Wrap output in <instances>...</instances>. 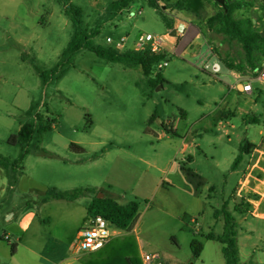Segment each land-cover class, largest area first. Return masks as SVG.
I'll return each mask as SVG.
<instances>
[{"label":"rangeland","instance_id":"rangeland-1","mask_svg":"<svg viewBox=\"0 0 264 264\" xmlns=\"http://www.w3.org/2000/svg\"><path fill=\"white\" fill-rule=\"evenodd\" d=\"M71 1L81 8L94 35V46L115 49L124 37L126 45L118 50L123 52L134 50L140 35L164 36L173 30L176 34L169 38L165 58L152 65L148 77L139 66L109 62L88 48L79 51L72 63H66L63 53L74 28L59 0H0V155L11 163L19 156L20 148L11 138L22 124L30 123L36 131L45 123L53 127L42 137L35 134L24 162V175L16 187L9 185L13 174L0 171V236L12 231L13 222L7 220L12 213L7 217V208L39 207L49 188H93L92 199L108 195L103 182L104 174L114 166L112 157L131 153L137 158L118 162V183L111 193L116 199L125 192L124 204L140 203L132 225L135 232L130 234L140 238L138 252H160L169 264H189L196 227L191 218L197 216L190 212L197 209V200L163 186L165 173L161 170H166L168 159L183 139L195 142L202 152L198 147L191 150L194 160L187 168L216 186L217 194L202 189L200 198L208 203L205 210L211 215L210 207L221 201V188L239 146L243 141L261 139L264 124L251 123L242 114L240 107L246 98L232 91L230 85L236 83L238 75H252L264 56V40L257 38L256 46L248 51L244 44L230 39L215 20L224 12L216 0H137L121 12L114 8L117 0ZM151 1L170 25L187 29L182 25L193 22L198 31L189 27L188 34L179 36L178 27L170 29ZM228 3L240 7L232 13L235 20L264 35V0ZM196 34L199 39L191 43ZM213 57L223 65L222 80L215 84L201 69L204 60ZM164 62L168 65L160 68ZM37 68L43 72L58 68V73L44 85ZM253 99L254 108L264 114V95ZM227 110H235L236 115H228ZM89 123H93L91 129ZM161 133L168 138L159 141ZM72 143L83 147L85 153L70 150ZM107 150L111 151L109 158L98 167L90 164V156ZM190 156L188 153L187 158ZM139 158L156 160L158 169L147 167ZM208 195L217 199L209 201ZM47 211L56 212L53 208ZM114 228L111 226V231ZM43 234L50 237L48 231ZM76 250L75 240L72 254H80L81 259L87 255ZM11 253L8 241L0 238V264H7Z\"/></svg>","mask_w":264,"mask_h":264},{"label":"crops","instance_id":"crops-1","mask_svg":"<svg viewBox=\"0 0 264 264\" xmlns=\"http://www.w3.org/2000/svg\"><path fill=\"white\" fill-rule=\"evenodd\" d=\"M174 26L178 27L177 24ZM182 26H186V34H188L189 27L192 30L198 31L197 25L193 22L183 24ZM197 39H199V36L196 34V36L192 38L191 43ZM208 75L210 76V74ZM215 83L216 82L214 81V84ZM253 86L254 91L251 94H246L241 91L236 92L246 98V100L244 99L245 104L241 106L240 109L242 110V114L249 119V122L256 125L261 123L264 124V114L254 108L256 106V101L253 99L264 95V85L255 82ZM238 87L242 89L240 84ZM247 97L251 100H247ZM227 112L228 115L230 114L232 117L236 115L235 110H227ZM220 122L223 123V121ZM89 125V129H91L93 127V123H89ZM51 131L52 130H48L43 134V136ZM168 134L176 135L177 132ZM260 135L261 139L258 142L243 141L241 143L242 145L243 143L248 142L252 145L250 153L243 156L242 161L235 169H232V166L230 167L229 174H226L224 184L221 188V201L215 207H210L213 209L211 215H209L205 210L208 203H202L200 198L203 194L202 189L207 190L211 193V195L213 192L217 194L216 186L214 184H210L208 178L198 175L190 168H187V163L191 165L194 160L191 150L195 147H198L201 150L195 142L188 143V139H183L182 145L179 146L176 153L168 159V166L166 170H161L165 173L163 186L168 185L175 189H179L184 193L193 196V198L197 200V209L190 212L197 216H191V223L196 225L194 229V238H197L200 242H202L203 251L199 258L196 259L193 256L191 263L189 264H226V260L222 252L223 245L217 240H209L206 238L211 233L216 236L223 233L224 219L220 215L216 216L215 213L216 211L221 210L225 202L228 203L229 211L238 223L237 239L239 247V264H264V126L260 131ZM164 138H168V136L166 137L164 133L158 135L159 141ZM77 146L81 147L79 145ZM120 150L122 151L123 149ZM110 152V150H107L100 153H94L89 158L90 164L98 167L104 159L110 157ZM44 153L45 155H48L46 151ZM83 153H85V149ZM188 153L191 155L190 159L187 158ZM29 154L30 152L26 155L18 169H13L12 166H9L8 168L0 166V171L3 174L7 172L9 174H13L11 180L9 179V185L11 187H16L19 177L24 175L23 166ZM126 156L127 157H112L111 163L114 164V166L111 171L104 174L103 183L108 189V195L105 193L103 194L104 196L112 198L114 195L111 193V190L118 183V180L115 178V175H117L118 165L120 164L118 162L124 161V158H127V160L128 158H137V156H133L131 153L126 154ZM178 159H180V161ZM139 162L151 169H158V163L154 159L153 161H150L139 158ZM130 166L132 167V165ZM246 173L249 174L248 178L245 181V186L240 190L239 184L242 182ZM97 187L99 188L101 186ZM77 189L85 190V193L75 201L49 200L47 202H43L42 200L39 207L28 205L22 209H16L15 206L6 209L7 212L5 215L7 217L12 213L7 220L13 222L12 231L10 233L6 232L4 237L0 236V238L8 241L12 249V253L8 255L7 258V264H81V255H77L75 253L72 254L71 244L75 240L77 241L79 231L83 228L89 218L88 208L92 201V198L89 197L92 196V193H95V189ZM87 189H93L94 191L86 192ZM124 193L125 192L120 194L115 200L121 205H128L129 203L124 204V201L127 199V194ZM211 195L207 196L209 201L213 198L217 199L216 196L212 198ZM251 202L258 204V211L260 212L259 215L255 216L248 210V205ZM47 208H53L56 212H49L47 211ZM184 212L186 215V210H184ZM67 219L68 221H66ZM58 220L60 221L58 222ZM204 227L206 230H204ZM44 231H48L50 233V237L44 238ZM113 231L116 234L114 239H118L126 234L135 232V228L130 233H123L125 232L124 230L117 228H114ZM139 240V236L133 238L137 264H139L140 259V257H138L139 253L141 255L143 252V250L138 252L139 249H141ZM76 252L78 253L77 250Z\"/></svg>","mask_w":264,"mask_h":264},{"label":"trees","instance_id":"trees-1","mask_svg":"<svg viewBox=\"0 0 264 264\" xmlns=\"http://www.w3.org/2000/svg\"><path fill=\"white\" fill-rule=\"evenodd\" d=\"M137 0H117L114 3V8L117 12H121L127 9L130 5ZM60 4L65 10V14L69 16L73 28L74 34L63 53L66 63H72L76 54L83 49H90L98 57L106 59L112 63H121L126 66H139L141 67L145 76H149L151 73L152 65L159 63L165 58L164 53L159 54H147L143 52H137L134 50L118 51L114 48H106L101 45L94 46L92 39L94 35L88 30L85 21L83 19V13L79 6L74 4L71 0H59ZM151 6L158 12L161 10L153 1ZM239 5L235 3H228L226 0V7L222 15L215 17L216 21H219L223 25V32L229 36L232 40H237L244 44L245 48L250 51L257 43V38L264 40L263 33H254L245 27V23L242 20H235L232 17V13L239 9ZM162 14V13H161ZM163 15V14H162ZM165 21L170 29L174 28V24L170 25V22L163 15ZM251 63V62H250ZM37 71L42 78L43 84L47 85L51 78L58 73V68L52 69L49 72H43L39 68ZM65 72V71H64ZM60 74V77L64 74ZM31 110V109H30ZM52 126L45 123L40 125L36 131L32 124H22L17 135L11 138L13 145L20 148L19 156L11 163L9 159L0 155V166L8 168L12 166L13 169H18L26 155L29 153V146L33 141L36 133L40 137L45 132L51 130ZM172 133V132H170ZM250 145L248 142L243 143L240 146L239 155L236 157L232 169L242 161L243 156L250 153ZM71 149L76 153H83L84 149L78 147L75 144L71 145ZM92 192L93 189H87L86 192ZM85 193V190L76 189L73 191H61L54 188H49L46 192V196L43 198V202L49 200H66L75 201ZM139 203L133 201L128 205H121L115 199L104 196L103 198L94 197L88 208L89 217L102 216L109 221L115 228L128 231H132V225L136 222L139 215ZM216 216H222L224 219V230L221 235L209 234L206 238L209 240H217L223 245V255L226 260V264H239V247H238V223L236 219L229 211L228 203H224L221 210L216 211ZM191 249L194 258H199L203 251V244L197 238L191 242ZM81 264H136V256L133 246L132 235H125L121 238L114 239L109 242L103 249L88 253L82 258Z\"/></svg>","mask_w":264,"mask_h":264},{"label":"built area","instance_id":"built-area-1","mask_svg":"<svg viewBox=\"0 0 264 264\" xmlns=\"http://www.w3.org/2000/svg\"><path fill=\"white\" fill-rule=\"evenodd\" d=\"M177 34L181 37H184L186 34V29L184 27H178ZM173 37L171 34L159 36L146 33L140 35L137 43L135 44L134 50L137 52H143L147 54H159L164 53L166 45L169 38ZM108 42H112V38H107ZM126 38H122L115 49L120 50L125 46ZM167 62L160 64V68L166 67ZM201 69L209 73L215 82L221 79V74L223 71V65L217 57L211 58V60H204L201 64ZM237 82L233 85H230V89L234 92H240L238 85L242 86L243 93L251 94L254 91L253 84L255 82L261 83L264 85V56L262 61L258 66L253 70L252 75L249 76H237ZM53 128V127H52ZM248 173L242 179V182L239 184V189L245 186V181L248 178ZM257 203H250L248 205V210L251 214L257 216L260 214L258 211ZM111 226H113L109 221H107L102 216L89 217L86 224L79 231L77 239V251L78 253H93L103 249L109 242H111L116 234L114 231H111ZM139 264H169L160 252H145L143 251L140 255Z\"/></svg>","mask_w":264,"mask_h":264},{"label":"water","instance_id":"water-1","mask_svg":"<svg viewBox=\"0 0 264 264\" xmlns=\"http://www.w3.org/2000/svg\"><path fill=\"white\" fill-rule=\"evenodd\" d=\"M216 2L219 3L220 5H222L224 8L226 7V0H216ZM175 34H176V30H173V31L171 32V35H172V36H175ZM239 89H240V91H242L241 88H239ZM98 197H99V198H103L104 195H103V194H99Z\"/></svg>","mask_w":264,"mask_h":264}]
</instances>
